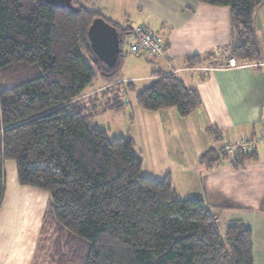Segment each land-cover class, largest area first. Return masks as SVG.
I'll list each match as a JSON object with an SVG mask.
<instances>
[{"label":"trees","instance_id":"trees-1","mask_svg":"<svg viewBox=\"0 0 264 264\" xmlns=\"http://www.w3.org/2000/svg\"><path fill=\"white\" fill-rule=\"evenodd\" d=\"M199 2L229 6L230 54L262 62L255 13L264 0ZM74 6L0 0V207L4 164L11 160L21 185L49 194L44 228L55 234L57 264H255L253 231L243 220H230L222 233L215 206L181 197L171 174L145 175L131 138H111L92 123L94 113L81 101L99 78L123 84V44L132 26L113 21L100 7ZM97 17L120 34L113 67L91 47L88 30ZM185 63L199 66L203 59L188 55ZM154 74L136 94L142 108L175 107L188 116L201 106L199 90L177 73ZM127 85L135 90L134 83ZM219 151L229 156L225 146ZM250 151L238 147L233 154L242 162L258 158Z\"/></svg>","mask_w":264,"mask_h":264},{"label":"crops","instance_id":"crops-1","mask_svg":"<svg viewBox=\"0 0 264 264\" xmlns=\"http://www.w3.org/2000/svg\"><path fill=\"white\" fill-rule=\"evenodd\" d=\"M138 1L139 11L150 15L147 23L158 28L156 33L165 39L166 51L159 56L137 54L152 60L148 66L150 73L137 74L133 71L128 77L122 75V79L134 83L135 90L131 91L136 92L138 82L146 87L156 78L155 71L174 72L188 85L196 87L202 98L201 106L188 116H181L175 107L158 111L140 108V113L149 117L144 126L150 127L149 135H146L148 142L141 149L143 167L147 156L179 155L183 160L176 163L177 170L185 175V180L191 181L196 176L193 177V174L210 170L205 167L208 162L206 154L215 148L213 145L208 147L214 143V139L253 141L261 140L264 136V3L255 13V29L262 48V62H244L242 66L229 68L225 66L231 54L226 57L223 55L225 50L230 53L229 45L233 40L229 6H212L200 3L199 0ZM126 22L130 25L128 20ZM132 31L134 39L136 30L133 26ZM195 54L201 55L203 63L188 66L185 63L186 57ZM198 133L203 135L201 144L196 142H200ZM163 134L167 137L162 138ZM206 134L209 135L207 139ZM255 150L258 155V148ZM211 154L210 162H214L213 158L217 159L218 162L212 166L218 170L225 164L220 160L222 155L216 151ZM178 172H174L175 175L170 173L176 189L175 176ZM4 176V194L0 207V264H42V234L49 194L36 187L21 185L14 161L5 162ZM214 179L212 175L205 179L210 189L213 188ZM195 180L203 182L202 177ZM223 193L227 194L228 190L206 191V194L200 192L201 197L196 198L213 205L210 199H219ZM4 203L6 206L2 210ZM235 219L243 220L252 229L254 263L260 264V260L264 259V217L256 211H250Z\"/></svg>","mask_w":264,"mask_h":264},{"label":"rangeland","instance_id":"rangeland-1","mask_svg":"<svg viewBox=\"0 0 264 264\" xmlns=\"http://www.w3.org/2000/svg\"><path fill=\"white\" fill-rule=\"evenodd\" d=\"M77 1L88 7L102 8L108 17L115 19L121 24H127L126 21L128 20V23L135 30L140 25H148L155 32L158 30V28L152 27V24L147 23V17L150 15L139 11L140 4L138 0H73V2ZM132 37L133 31L127 33L124 40L123 50L126 53V62L122 75L128 77V74L133 71L137 74H149L150 69L148 66L152 60L146 58L145 55H137L129 51L130 43L134 40ZM137 56H139L138 59H136ZM148 69L149 71H147ZM127 84L128 81L125 79H123V84H113L107 83L105 78H99L88 88L84 95L85 98L82 99L81 103L87 106L88 112L94 113L92 119L94 125L107 131L111 138H131L135 150L141 153L144 143L147 144L148 142L146 135H149L150 132V127L144 126V123L149 121V117L140 113L141 106L136 101V93L142 90L144 85H142V82H138L139 87L136 92H132L127 88ZM116 96L122 101L119 109L113 105ZM169 128L171 129V125H169ZM164 135L166 134H163L162 138L167 137ZM208 136L206 134L205 138L207 139ZM142 138L145 140L143 139L142 141ZM198 138L200 142H196L201 144L203 135L198 133ZM262 139L264 140V136L261 140H253L249 143L250 153L258 148L260 158L245 160L243 162L237 161L234 154L229 150V156L226 159L224 152L221 153L219 151L227 143H235L234 140L214 139V143H210L208 147L213 145L221 153L222 158L220 160L225 162V164L217 170L212 166L214 162H210L209 156L206 158L208 162H206L205 167L206 169L210 168V170L207 169L203 173L193 174V177L194 175L196 176L191 181L185 180V175L179 173L177 170L176 163L179 160H183L182 156L179 155L169 157L167 155L147 156L143 173L151 178H163L170 173L175 175L173 173L178 172L175 176V185L182 197L196 198L201 197L202 194L200 192L206 194V191L220 192V190L227 189L228 195L223 193L219 199H210L211 203L217 206L215 207V211L219 214L218 223L222 233H224L227 223L231 219L245 215L247 212L256 211L264 217V146L261 147L262 144L264 145V141ZM218 171L220 172L218 173ZM210 175L215 176L212 189H210L209 183L205 181L207 177L210 178ZM201 177L203 178V182L201 180L198 183L195 179H200ZM5 206L4 203L2 210ZM43 232L42 250L44 252V259L42 264H57V256L54 250L55 234L51 229L47 231L44 228ZM260 264H264V259L260 260Z\"/></svg>","mask_w":264,"mask_h":264},{"label":"water","instance_id":"water-1","mask_svg":"<svg viewBox=\"0 0 264 264\" xmlns=\"http://www.w3.org/2000/svg\"><path fill=\"white\" fill-rule=\"evenodd\" d=\"M46 1L56 6H67L76 10L73 0ZM88 36L91 47L96 55L108 66H115L121 52V40L117 26L110 23L104 17H97L89 27Z\"/></svg>","mask_w":264,"mask_h":264},{"label":"built area","instance_id":"built-area-1","mask_svg":"<svg viewBox=\"0 0 264 264\" xmlns=\"http://www.w3.org/2000/svg\"><path fill=\"white\" fill-rule=\"evenodd\" d=\"M129 51L135 54L147 53L151 56L163 55L166 51V41L151 27L147 25H140L136 29V36L134 40L130 43ZM229 54V51L225 50L223 55L226 57ZM244 64V62L241 63L237 60V58L229 55L225 67L236 68ZM250 141L252 140L236 141L235 143L228 144L225 147L232 153H234L238 147H241L243 151H249L251 150L249 147Z\"/></svg>","mask_w":264,"mask_h":264}]
</instances>
